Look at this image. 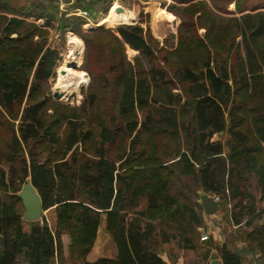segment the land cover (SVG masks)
<instances>
[{"label":"trees","instance_id":"obj_1","mask_svg":"<svg viewBox=\"0 0 264 264\" xmlns=\"http://www.w3.org/2000/svg\"><path fill=\"white\" fill-rule=\"evenodd\" d=\"M60 1L0 0V264H168L161 252L174 241L207 260L209 242L196 241L201 192L232 206L230 226L252 228L248 253L225 242L220 264L256 252L264 264L252 193L264 196V4L240 0L231 16L207 0L172 5L181 24L169 51L140 25L85 32ZM111 2L76 0L69 11L94 18ZM54 29L85 42L91 85L78 107L49 96L61 61ZM29 178L44 210L55 208L53 228L23 219L17 195ZM103 216L117 256L89 262Z\"/></svg>","mask_w":264,"mask_h":264},{"label":"rangeland","instance_id":"obj_2","mask_svg":"<svg viewBox=\"0 0 264 264\" xmlns=\"http://www.w3.org/2000/svg\"><path fill=\"white\" fill-rule=\"evenodd\" d=\"M31 1L32 0H20V3L25 4L26 2ZM64 1L65 0L60 1V12L62 14H66L67 17L77 16L86 19L85 25H83L85 32L95 31L98 27H104L111 31H116V29L121 25H140L146 31H150L152 37L158 42L159 48L171 51L174 50L178 44L181 19L171 12L170 8L172 5L183 6L201 0H112L108 12L100 13L94 18H91L90 15L83 10L75 11L72 9V11H69V8H71L76 0H72V3L70 4H67ZM207 1L209 5L213 7L218 13L224 15L227 14L228 16H231L232 14L239 15L236 4L240 3V0ZM241 1L243 5L242 7L247 10L263 7L264 4V0ZM114 2H117L119 6L125 9L123 13H133L134 11L136 18L132 21V23L120 22L117 25L101 23V20L109 14ZM161 10H163L168 17L164 15L161 16L159 13ZM85 12L87 15L83 16L82 14ZM43 23V21L38 22V24L44 26ZM201 33L204 34L205 30H201ZM74 38H77L79 42L74 41ZM49 45L52 48L58 49L61 56V61H59V65L56 70V77L52 80L49 96L55 102L64 103L71 107H78L84 100V97L88 93L91 85V77L83 68L86 49L85 42L74 32L67 31L66 34L63 35L61 31L54 29L51 31ZM127 55L128 60L134 62V58L138 55V53L128 48ZM80 74H83V78H80ZM60 81L64 87H61L59 84ZM55 94L59 95L60 98L56 99L54 96ZM221 137V135L215 136L214 141L221 139ZM224 141H226V138L223 139V142ZM252 193L257 197L258 201H261L258 205V208H260L261 211L264 209V196H262L261 192L256 186L252 187ZM198 202H200V199ZM231 207L232 206L230 205L224 208L221 207L220 211L214 215L204 214L205 227L199 229L200 234L196 241L199 246H203L209 242L210 252L208 254L207 260L203 258L205 251L202 248H198L196 250H183L177 241H174L163 248L161 252L162 257L168 264H211V256L213 252H216L221 263L218 249L225 242H227V244L234 251L247 254L248 249L243 243L245 237L244 231L250 232L252 231V228H246L245 230L241 231V228L239 227H235L233 225L230 226L229 223H227L228 220L227 217H225V214L227 216V214L230 213L228 211L231 209ZM51 209H54V207L44 210L42 215V217L44 216L48 222H51L54 213L50 211ZM26 228L29 230L30 226L26 225ZM201 237H204V239L202 240ZM104 247L107 248V251L104 254L109 256L111 255L110 253L114 251L112 258H115L116 247L112 241V238H110L109 242L104 241L102 245L99 246L98 251H100V248ZM251 255H248L246 258H244L243 264H262V255L259 252Z\"/></svg>","mask_w":264,"mask_h":264},{"label":"water","instance_id":"obj_3","mask_svg":"<svg viewBox=\"0 0 264 264\" xmlns=\"http://www.w3.org/2000/svg\"><path fill=\"white\" fill-rule=\"evenodd\" d=\"M125 11V9L121 6H119L116 9V12L118 14H121ZM56 99H59L60 96L55 94L54 95ZM23 202V206L25 209L23 219L25 221H32V222H38L43 220V202L42 199L36 190V188L33 186L31 179H27L26 183L23 185L21 191L17 195ZM200 206L204 210L206 215H214L217 214L220 211V204L218 199L215 196H211L208 194H205L203 192L200 193ZM211 264H220V260L217 257V253L213 252L211 256Z\"/></svg>","mask_w":264,"mask_h":264},{"label":"crops","instance_id":"obj_4","mask_svg":"<svg viewBox=\"0 0 264 264\" xmlns=\"http://www.w3.org/2000/svg\"><path fill=\"white\" fill-rule=\"evenodd\" d=\"M216 141H219V140H216ZM54 209L50 210V211L54 212L53 216H52V220H51V222H49L50 226L52 228L55 226V223H56V215H55V211H53ZM26 230H28V229L26 228ZM110 238H111L110 234L106 231V219H105V216H103L101 225H100L99 230H98V236H97V240H96L95 246L92 249V252L90 253V255L88 256V261L89 262H96L97 260L102 259V258H111V259H113L112 257H113V252L114 251H112L110 253L111 255H109V256L104 254L107 251L106 247L100 248V251H98L99 250V246L102 245V243L104 241L109 242ZM115 254L117 256V252Z\"/></svg>","mask_w":264,"mask_h":264},{"label":"bare ground","instance_id":"obj_5","mask_svg":"<svg viewBox=\"0 0 264 264\" xmlns=\"http://www.w3.org/2000/svg\"><path fill=\"white\" fill-rule=\"evenodd\" d=\"M118 7H119V4L117 2H114L109 14L101 20V23L102 24L109 23L110 25H117L120 22L132 23V21L136 18V14H134V11H133V13L132 12H125L123 14H117L116 9ZM159 13L161 14V16L162 15L167 16V14L163 10H161V12H159ZM74 41L79 42V40L77 38H74ZM80 78H83V74H80ZM59 84L61 85V87H64L61 81L59 82Z\"/></svg>","mask_w":264,"mask_h":264},{"label":"built area","instance_id":"obj_6","mask_svg":"<svg viewBox=\"0 0 264 264\" xmlns=\"http://www.w3.org/2000/svg\"><path fill=\"white\" fill-rule=\"evenodd\" d=\"M82 15H83V16H86L87 13L85 12V13H83ZM83 16H82V17H83ZM202 236H204V235H202ZM201 238H202V237H201ZM203 239H204V237L202 238V240H203Z\"/></svg>","mask_w":264,"mask_h":264}]
</instances>
